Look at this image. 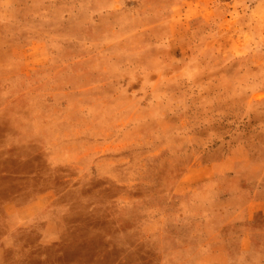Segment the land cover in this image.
<instances>
[{
	"label": "rangeland",
	"instance_id": "obj_1",
	"mask_svg": "<svg viewBox=\"0 0 264 264\" xmlns=\"http://www.w3.org/2000/svg\"><path fill=\"white\" fill-rule=\"evenodd\" d=\"M0 264H264V0H0Z\"/></svg>",
	"mask_w": 264,
	"mask_h": 264
},
{
	"label": "crops",
	"instance_id": "obj_2",
	"mask_svg": "<svg viewBox=\"0 0 264 264\" xmlns=\"http://www.w3.org/2000/svg\"><path fill=\"white\" fill-rule=\"evenodd\" d=\"M25 145V150L27 151V146ZM186 195H190L192 197V194H188L186 192ZM137 196H135L134 198H136ZM168 196L166 195H162V194H157L155 196H150V197H146V196H141L135 199L133 208L136 212V215H145L146 217H152L157 213H161L164 215H180V217L186 221H188L189 223L193 222L194 219L192 216H196L199 212H190L189 211V206L187 203L186 198L185 202H183V199L181 201H179L178 203H174L173 201L169 200L167 202V198ZM180 197H182L180 195ZM184 197V195H183ZM171 201V202H170ZM186 204V205H185ZM162 206L163 210L159 211V207ZM215 208L211 209V213H209L208 215L211 216V220L214 219L215 213L213 212ZM215 221V220H213Z\"/></svg>",
	"mask_w": 264,
	"mask_h": 264
}]
</instances>
